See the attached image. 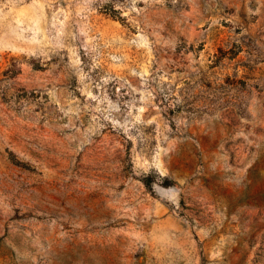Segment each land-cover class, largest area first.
<instances>
[{
    "label": "rangeland",
    "instance_id": "obj_1",
    "mask_svg": "<svg viewBox=\"0 0 264 264\" xmlns=\"http://www.w3.org/2000/svg\"><path fill=\"white\" fill-rule=\"evenodd\" d=\"M0 264H264V0H0Z\"/></svg>",
    "mask_w": 264,
    "mask_h": 264
}]
</instances>
